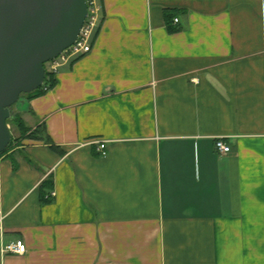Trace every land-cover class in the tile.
I'll return each mask as SVG.
<instances>
[{
  "label": "crops",
  "instance_id": "0c3cea01",
  "mask_svg": "<svg viewBox=\"0 0 264 264\" xmlns=\"http://www.w3.org/2000/svg\"><path fill=\"white\" fill-rule=\"evenodd\" d=\"M96 1L91 52L23 104L58 151L0 157L26 246L0 264H264V0Z\"/></svg>",
  "mask_w": 264,
  "mask_h": 264
},
{
  "label": "water",
  "instance_id": "95a60500",
  "mask_svg": "<svg viewBox=\"0 0 264 264\" xmlns=\"http://www.w3.org/2000/svg\"><path fill=\"white\" fill-rule=\"evenodd\" d=\"M86 16L85 0H0V155L12 106L41 87L45 65L75 42Z\"/></svg>",
  "mask_w": 264,
  "mask_h": 264
},
{
  "label": "built area",
  "instance_id": "2783aa9c",
  "mask_svg": "<svg viewBox=\"0 0 264 264\" xmlns=\"http://www.w3.org/2000/svg\"><path fill=\"white\" fill-rule=\"evenodd\" d=\"M85 1L87 4V16L75 42L70 47L62 51L58 57L46 64L45 71L52 77L61 65L81 58L90 53L92 50L93 40L101 23V10L96 0ZM174 22L176 23L177 19H174ZM96 145L98 154L102 157L105 156V144L96 142ZM214 148L219 154H226L230 151L229 146L224 143L222 138L216 139ZM54 196L55 193L50 192L47 198H52ZM2 220L3 217L0 215V224L2 223ZM25 252L26 246L22 240L3 243L0 234V253L2 255H23Z\"/></svg>",
  "mask_w": 264,
  "mask_h": 264
},
{
  "label": "trees",
  "instance_id": "16d2710c",
  "mask_svg": "<svg viewBox=\"0 0 264 264\" xmlns=\"http://www.w3.org/2000/svg\"><path fill=\"white\" fill-rule=\"evenodd\" d=\"M46 69V66H45ZM54 85V81H53V77L48 74L46 72L45 75V80L43 82V84L41 85V87L39 89H37L36 91L26 94V95H22L21 97H24L25 101H28L32 98H35L37 96H41L45 93H47ZM12 112V110H10V113ZM18 114V116L12 115L10 116V119L8 121L12 122V124L16 127L17 131H18V137H16L14 140L17 142H21L23 139H31V140H36V141H42L43 143H45L46 145H48V147L53 150V151H58V148L55 147L49 140V138L47 137V135L45 134L44 128L43 126L39 125L36 128L32 129L28 126H26V124L24 123V121L21 118V114L19 112H16ZM13 141V138L11 140V142ZM11 146V144H10ZM10 151V149H8L5 153L1 154V156L5 155L6 153H8ZM14 165V162H13ZM14 168H16V166L14 165ZM51 188V180H45L43 183H41L39 189L41 191V202H49L50 199L46 198L44 196V190L45 189H50Z\"/></svg>",
  "mask_w": 264,
  "mask_h": 264
},
{
  "label": "rangeland",
  "instance_id": "374dc122",
  "mask_svg": "<svg viewBox=\"0 0 264 264\" xmlns=\"http://www.w3.org/2000/svg\"><path fill=\"white\" fill-rule=\"evenodd\" d=\"M47 68H48V66H47ZM24 101H25L24 97H20V99L18 100V102L12 106V108H11L12 115L18 116V114L16 112H19L21 114ZM8 120H7V125L9 127V131L11 133V140L13 138V141L10 142L11 146L9 145V147H8V149H10V151H11L14 148L20 146V142H17V141L14 140L16 137H18V131H17L16 127L12 124V122H10Z\"/></svg>",
  "mask_w": 264,
  "mask_h": 264
}]
</instances>
